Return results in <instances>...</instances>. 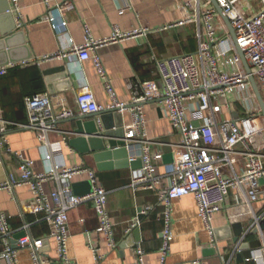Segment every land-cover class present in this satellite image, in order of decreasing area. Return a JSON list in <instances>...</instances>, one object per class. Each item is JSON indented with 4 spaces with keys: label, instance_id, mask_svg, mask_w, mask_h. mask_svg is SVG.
<instances>
[{
    "label": "built area",
    "instance_id": "1",
    "mask_svg": "<svg viewBox=\"0 0 264 264\" xmlns=\"http://www.w3.org/2000/svg\"><path fill=\"white\" fill-rule=\"evenodd\" d=\"M10 1L19 11L17 0ZM215 1L224 17L230 20L235 37L211 0L185 2L192 15L164 29L196 24L199 27L198 51L166 60H159L152 55L162 87L156 80L132 83V96L127 103L118 99L102 59L91 53L108 44L146 37L150 29L141 28L123 33L114 28L111 37L100 41L92 39L87 30L86 42L73 46L70 53L60 51L43 58L57 60L72 56L81 62L93 59L110 104H99L94 92L84 88L77 98V109L82 116L98 114L95 122L100 130H104L103 114L117 113L124 116L130 113L131 121L123 127V147L128 152L139 151L129 156L130 164L142 162L141 169L131 175L130 187L134 193L152 190L160 194L163 230L159 264H167L174 239L172 203L189 195L196 199L199 217L212 237H215L216 232L214 218L222 211H226L230 225L248 223L251 230H258L262 245L252 251L247 261L264 264V229L261 226H264V184L261 185L264 181V117L250 82V76H253L264 102V0ZM45 2L48 4L47 0ZM59 9L61 13L67 10L62 6ZM124 12L125 8L120 13ZM46 20L55 29L58 27L56 16L50 15ZM60 21L61 26L66 28V22ZM22 24V16H19L18 28ZM239 50L251 74L245 70ZM32 63L33 60H22L0 66V77ZM157 100L162 101L165 115L178 137L177 143H170L174 170L168 176V185L164 187L165 177L159 172V165L163 162L165 143L149 137L144 108L146 103ZM234 103L241 106L242 113L236 119L222 118L223 112L231 111ZM24 105L27 122L23 125L5 120L0 112V166H5L4 157L10 155L17 160L19 171V176L8 174L7 181L0 183V192L12 194L16 188H30L32 199L21 203L22 207L28 213L41 217L50 227V237L56 242L57 258L62 264H70L68 213L83 203H93L99 218L96 231L105 237L109 248L117 249L119 243L115 238V224L107 210L108 192L97 179L96 171L84 166L68 168L54 165L48 171L37 174L34 172L33 161L24 159L10 145L9 133L12 129L36 130L40 133V141L49 148L45 159L51 162L61 150L50 146L48 135L56 131L59 120L72 119L76 112L63 105L55 106L51 96L46 93L25 97ZM155 148L158 150L153 152ZM81 174H87L92 185V192L88 195H75L73 192L75 178ZM49 181L57 186L50 195L44 191V184ZM232 190L237 193V202L227 208L226 203ZM151 209L148 205L139 211V217L127 225L128 235L138 231L141 226L140 217L147 216ZM28 230L27 225L20 233L15 231L9 217L0 210V264H18L14 240L17 247L30 250L34 264H45L43 248L46 238H36ZM18 235L20 237L16 238ZM235 244V253H242V239ZM134 247V264H144L143 247L140 243ZM93 252L95 260H100L98 249L93 248Z\"/></svg>",
    "mask_w": 264,
    "mask_h": 264
},
{
    "label": "crops",
    "instance_id": "2",
    "mask_svg": "<svg viewBox=\"0 0 264 264\" xmlns=\"http://www.w3.org/2000/svg\"><path fill=\"white\" fill-rule=\"evenodd\" d=\"M47 1L48 4L45 0H17V11L10 0H0V40L10 38L8 42H0V62L9 58L34 61L29 66L13 69L0 77V112L10 122L21 125L26 123L24 99L40 93L49 94L55 106L63 105L74 110V118L82 116L77 109V98L84 88L94 92L99 104H110L93 59L86 62L72 56L57 60L43 59L60 51L70 53L73 46L84 44L87 30L92 39L97 41L111 37L114 28L123 33L141 28L151 30L146 37L108 44L91 53L102 59L118 99L125 103L132 96L130 84L145 80H156L161 84L152 55L159 60H166L198 51L199 27L196 24L164 29L192 15L185 3L189 0ZM61 6L67 8L64 13L60 12ZM124 8L125 12L121 14ZM50 15L58 18L56 29L46 20ZM19 16H22L21 28L17 25ZM60 20L66 22V28L61 26ZM144 108L149 137L161 142L167 139L172 144L177 143V132L165 115L162 101L146 103ZM241 109L238 103H234L233 109L225 110L222 118L236 119L242 113ZM107 116H110L106 120L110 130H123L131 121L129 112L124 116L117 113ZM101 118L103 120V116ZM70 120H59L56 131L48 135L50 146L61 150L51 162L45 159L49 148L40 141L38 131L24 128L12 129L9 133L11 147L20 152L24 159L33 161L35 173L46 172L54 165L68 168L84 166L96 171L97 179L108 192L107 210L115 224V238L119 247L114 250L109 248L105 237L96 231L99 218L95 214L93 203H83L68 213L71 232L68 242L70 264H134L136 243H140L145 251L144 264H159L163 230L159 191L141 190L134 193L130 187L132 173L141 167L137 162L134 163V168L128 166L127 160L130 155L139 151H127V159L125 153L114 159H97V152H84L70 145V141L77 137L72 134L76 130V124ZM95 120L96 117H93L84 122ZM79 138L88 137L81 135ZM156 150L158 149L155 148L153 152ZM173 162L163 160L159 165V172L165 177L163 187L169 183L168 176L174 170ZM4 164L5 166H0V183L7 181L8 174L19 176L14 157L5 156ZM225 173L229 174V171L225 170ZM88 181L87 174H81L75 178L74 184ZM263 184L264 181L261 182ZM56 187L54 182L49 181L44 184V191L50 195ZM236 194L231 191L227 208L237 202ZM31 199L32 192L27 186L16 188L12 194L1 191L0 210L9 217L10 225L15 231L20 233L28 225V232L34 237L46 238L43 248L45 264H62L57 258L56 242L50 237V227L41 217L28 213L22 207L21 203ZM148 205L152 209L147 216L140 217V228L128 235L127 225L138 218L139 211ZM172 211L174 239L167 264H255L247 260L252 251L262 245V237L258 230H251L248 223L242 225L238 237L244 245H249V249L243 251V260L240 261L237 257L240 253H235V231L227 219L226 211L217 213L214 218V228L220 231L218 237H212L204 228L194 196H184L173 201ZM13 246L18 251V264H34L29 249L17 247L14 241ZM93 248L98 249V255L101 256L98 261L95 260Z\"/></svg>",
    "mask_w": 264,
    "mask_h": 264
},
{
    "label": "water",
    "instance_id": "3",
    "mask_svg": "<svg viewBox=\"0 0 264 264\" xmlns=\"http://www.w3.org/2000/svg\"><path fill=\"white\" fill-rule=\"evenodd\" d=\"M214 4V6L216 7V9L218 10L219 14L222 16V18L225 20L228 28L230 29V33L232 34V36H234V31L232 29L230 20L226 19L223 15V12L221 10V8L219 7L218 3L215 0H211ZM235 37V36H234ZM10 38L6 37V39L4 40H0L1 43L3 42H8ZM239 54H241V57L243 59V63L245 66V70L248 71L249 74H251L250 68L248 66V63L245 60V57L243 55V53H241V51L239 50ZM22 60H16V59H12L9 58L8 60H6L5 62H0V66H4L7 63L10 62H19ZM250 82L252 85V88H254L256 97H257V101L258 104L260 105L261 109H262V114L264 117V102L260 93L259 88H257V84L253 78V76H250ZM111 114V113H110ZM110 114H103V122H104V130H100L97 125L96 122H90V123H86L84 122V120L88 119V118H93L98 116V114H93V115H88V116H77L74 119H71V122H74L76 124V130L72 131L73 135H77L76 139H73L70 141V145H72L75 148H79L81 151L84 152H97V159H114V158H118L120 156H122L124 153L126 154V159H127V150L123 147L125 144L122 141L123 139V130L121 128H116V129H111L109 127H107L106 125V120L108 117L107 115ZM86 135L88 138H79L80 136ZM162 142L165 143L164 145V156H163V160H165V162L167 163H172L173 162V157H172V148L170 145V142H168L167 139H164ZM90 146V148H88ZM117 147H120L118 149H116ZM128 161V160H127ZM129 163V162H128ZM137 164L142 167V162L138 161ZM122 165V164H121ZM125 165H127V162H125ZM128 166H131L134 168V163L130 164ZM111 167V165H110ZM73 192L75 195H88L92 192V185L91 183L88 182H82V183H76L73 184ZM262 226V229H264V226ZM231 227H233L234 231H235V237H234V243H236L238 241V237L241 234L242 231V225L239 223H236L235 225H231ZM219 230H216L215 235L216 237L219 236ZM20 235H18L16 238H19ZM15 242V240H14ZM249 249V245L245 244L242 247V253H240L237 257L238 259L241 261L243 260V251L244 250H248Z\"/></svg>",
    "mask_w": 264,
    "mask_h": 264
},
{
    "label": "rangeland",
    "instance_id": "4",
    "mask_svg": "<svg viewBox=\"0 0 264 264\" xmlns=\"http://www.w3.org/2000/svg\"><path fill=\"white\" fill-rule=\"evenodd\" d=\"M160 86L162 87V83L160 84Z\"/></svg>",
    "mask_w": 264,
    "mask_h": 264
}]
</instances>
